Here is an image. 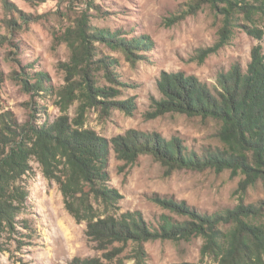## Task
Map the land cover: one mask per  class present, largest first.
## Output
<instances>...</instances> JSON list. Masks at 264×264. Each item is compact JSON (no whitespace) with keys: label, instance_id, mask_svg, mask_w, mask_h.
<instances>
[{"label":"rangeland","instance_id":"rangeland-1","mask_svg":"<svg viewBox=\"0 0 264 264\" xmlns=\"http://www.w3.org/2000/svg\"><path fill=\"white\" fill-rule=\"evenodd\" d=\"M8 1L11 14L0 0V36L7 39L0 45V114L10 111L20 123H51L62 115L59 92L67 77L62 65L72 57L62 39L81 16L88 21L89 31L108 30L128 41L145 36L152 42L150 50L138 51L143 58L131 62L123 51L94 41L93 55L80 65L96 87L106 89V97L94 95L90 103L76 90L77 98L67 114L72 120L79 119L84 107L85 127L108 141L134 130L145 135L159 134L167 141L177 138L188 151L197 154L222 150L218 121L180 113L157 114L156 103L162 98L157 82L164 72H182L213 89L218 75L233 65L247 69L255 46L259 45L264 55V23L256 25L263 31L259 41L248 33L245 25L249 24L241 17L230 43L216 53L202 56L200 50L212 47L219 39L224 20L207 0ZM12 18L18 24L14 31L4 23ZM15 73L24 78L29 73L31 85L36 75L43 73L50 80V88L25 90L21 76ZM84 77L79 73L73 79L83 83ZM31 167L23 178L29 195L18 223L0 235V264H70L75 258L104 259L111 251L113 261L121 264L213 263L209 255L202 253V237L191 241H149L141 251L133 242L98 249L86 235V223H77L67 212L58 184L45 177L36 160ZM109 174L110 186L121 195L115 208L117 215L141 212L153 230H160L168 219L172 223L187 219L155 202L158 198L185 204L186 208L207 215L264 201L262 182L243 192L239 189L242 175L229 170L170 173L149 155L127 164L111 150ZM252 217L264 225V205ZM250 255L252 264H264V250L260 259L256 252Z\"/></svg>","mask_w":264,"mask_h":264},{"label":"trees","instance_id":"trees-1","mask_svg":"<svg viewBox=\"0 0 264 264\" xmlns=\"http://www.w3.org/2000/svg\"><path fill=\"white\" fill-rule=\"evenodd\" d=\"M207 2L224 20L219 39L212 47L200 50L202 56L216 53L229 44L235 28L240 26L241 17L249 24L245 25L248 33L262 40L263 31L256 25L264 23V0ZM3 3L7 13H13L9 1L3 0ZM4 23L12 31L18 26L15 18L5 19ZM5 40L0 36V45ZM62 40L72 51L70 62L62 65L67 72L66 85L59 92L62 115L51 123L39 124L34 121L20 123L10 111L0 114V235L18 223L17 218L29 195L23 178L32 170L31 162L36 160L45 177L58 184L67 212L77 223H86L87 237L100 250H108L116 243L124 246L133 242L141 251L149 241H191L202 237L205 240L202 253L212 258V264H252L250 254L254 252L260 259L264 250V225L254 222L252 215L263 207L264 201L207 215L186 208L185 204L158 198L155 202L187 219L174 223L168 219L160 230H153L141 212L120 216L115 212L121 195L110 186L109 163L111 150H114L117 158L127 164L135 163L142 155L152 156L170 173L229 170L243 176L239 183L243 192L258 182L264 184V55L261 47L253 48L246 70L239 64L233 65L228 72L218 75L213 89L195 76L182 72L162 73L157 82L162 96L156 103L157 114L180 113L220 123L218 136L224 148L197 154L188 151L177 138L167 141L159 134L145 135L134 130L108 141L85 127L84 107L79 119L72 120L67 114L77 98L76 90H80L90 103L94 95L106 97V89L96 87L94 79L80 68L93 55L94 41L108 43L134 62L136 58H143L138 56V51L152 47L149 38L141 36L128 41L108 30L92 32L88 21L81 16L75 26L64 33ZM79 73L86 76L84 84L73 79ZM25 75V78L20 77L25 90L50 88L47 75L37 74L32 85L30 74ZM111 252L104 256L107 261L99 257L75 258L70 264H121L113 261Z\"/></svg>","mask_w":264,"mask_h":264}]
</instances>
